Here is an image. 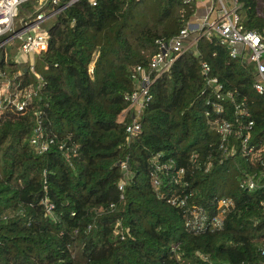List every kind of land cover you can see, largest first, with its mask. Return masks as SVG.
Here are the masks:
<instances>
[{
	"label": "trees",
	"instance_id": "16d2710c",
	"mask_svg": "<svg viewBox=\"0 0 264 264\" xmlns=\"http://www.w3.org/2000/svg\"><path fill=\"white\" fill-rule=\"evenodd\" d=\"M94 1L76 0L48 19V49L34 57L43 85L25 114L0 115V264H263L257 248L264 242V99L252 88L254 67L230 58L216 36L199 38V56L183 53L154 81L142 131L126 144L123 95L134 89L131 72L157 51L156 38L187 24L196 0ZM239 2L244 27L263 29L259 1ZM21 6L29 16L39 12L35 0ZM6 50L3 44L0 71L20 70L22 85L35 86L28 64L9 52L5 61ZM201 59L255 121L248 153L236 123L223 143L236 153L220 147L200 95ZM224 107L220 116L233 122V102ZM37 118L57 138L42 154L30 143ZM158 152L184 168L188 187L163 178L160 193L154 190L150 171ZM246 175L261 186L242 189ZM173 190L189 194L186 207L200 206L212 217L218 198H232L235 208L221 229L194 234L184 226L185 210L167 202Z\"/></svg>",
	"mask_w": 264,
	"mask_h": 264
},
{
	"label": "built area",
	"instance_id": "2783aa9c",
	"mask_svg": "<svg viewBox=\"0 0 264 264\" xmlns=\"http://www.w3.org/2000/svg\"><path fill=\"white\" fill-rule=\"evenodd\" d=\"M24 1L27 0H0V36L6 35L3 41L0 42V47L6 43L13 46V40L18 39L19 42L14 50L12 60L21 64L27 63L36 83L33 87H25L20 80L22 76L20 70L11 76L5 71H0V115L4 111L25 114L29 109L33 97L38 94V89L43 85L41 75L35 70L34 66V57L46 52L48 49L49 32L43 26L48 19L65 7L63 5L47 11L46 7L49 5L56 6L59 0H35L36 10L39 12L34 16L23 19L20 22V28L16 30L14 23L19 18V6ZM191 1L193 0H183L186 4ZM206 1L203 15H196L194 11L191 19L177 34L171 37L156 38L154 45L157 51L152 54L146 65L138 64L131 72L130 77L134 83V89L123 95V100L126 102L123 115L130 117L129 122L125 125L126 144L132 137L137 136L142 131L140 117L152 99L151 86L154 81L168 72L175 60L183 53L193 51L195 55L199 56L196 46L198 39L201 37L210 39L212 36H216L218 43L228 49L230 58L250 63L255 69L252 88L264 99V28L249 30L244 27L240 19L241 4L239 0ZM89 2L95 4L94 0H89ZM96 56L97 54L94 57ZM4 58L5 61L8 58L7 51H5ZM91 68L92 65L90 66V72ZM200 70L204 79V87L200 95L205 98V105L207 106L205 116L221 137L220 147L228 155L236 153L234 146L228 149L223 144L233 131V123H236L240 131L242 150L244 153H248L250 148L246 150V142L253 130L255 121L241 103L233 101L232 92L226 90L224 83L219 80L217 75L212 73L207 60H200ZM228 100H231L234 104L235 118L233 122L220 116L225 111L224 104ZM212 112L216 117L210 119L209 116ZM241 120H245V122H241ZM56 141L55 136H48L45 133L40 118H37L33 136L30 139L35 152L38 154L46 152L50 145ZM163 156V152H158L152 157L150 176L152 177L154 190L158 194L160 193L163 178H169L170 183L178 184L182 188L188 187L184 168L175 166L172 160L163 159ZM121 167L128 173L126 161L121 162ZM125 181L124 175L122 181L118 183L119 190H122ZM239 186L242 189L253 191L259 188L261 184L259 178H255L254 175H246L239 182ZM188 197V193L174 192L173 190L167 196V202L172 206L185 210L184 226L194 234H201L207 229H221L225 216L235 208L232 198H218L217 213L212 217L200 206L186 207ZM261 204L264 207V201H261ZM52 208L53 205L48 204L47 210L49 212ZM257 252L264 264V242L258 245Z\"/></svg>",
	"mask_w": 264,
	"mask_h": 264
},
{
	"label": "rangeland",
	"instance_id": "374dc122",
	"mask_svg": "<svg viewBox=\"0 0 264 264\" xmlns=\"http://www.w3.org/2000/svg\"><path fill=\"white\" fill-rule=\"evenodd\" d=\"M203 1V0H202ZM259 1V5L262 9H264V0H258ZM205 2V1H203ZM30 12V11H29ZM29 12L25 10V8L23 6H19V18H17L15 20V23H14V27L16 30H18L20 28V22L23 20V19H26L28 16H29ZM43 26V25H42ZM6 36V35H4ZM18 39H14L13 40V46H11L10 44L6 43L5 46H6V49H8L7 52H9V57H13V54H14V50L16 48V45L18 44Z\"/></svg>",
	"mask_w": 264,
	"mask_h": 264
},
{
	"label": "crops",
	"instance_id": "0c3cea01",
	"mask_svg": "<svg viewBox=\"0 0 264 264\" xmlns=\"http://www.w3.org/2000/svg\"><path fill=\"white\" fill-rule=\"evenodd\" d=\"M203 1H205V2H203ZM203 1L202 0H196V10H195L196 15H203L204 7L207 3L206 0H203Z\"/></svg>",
	"mask_w": 264,
	"mask_h": 264
},
{
	"label": "water",
	"instance_id": "95a60500",
	"mask_svg": "<svg viewBox=\"0 0 264 264\" xmlns=\"http://www.w3.org/2000/svg\"><path fill=\"white\" fill-rule=\"evenodd\" d=\"M74 1H76V0H72L71 2L67 3L66 5H68V4H70V3L74 2ZM66 5H65V6H66Z\"/></svg>",
	"mask_w": 264,
	"mask_h": 264
}]
</instances>
